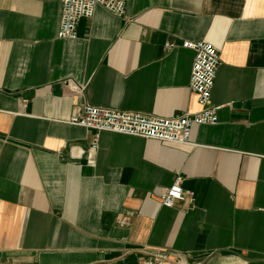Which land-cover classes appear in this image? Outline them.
<instances>
[{"label": "crops", "instance_id": "crops-1", "mask_svg": "<svg viewBox=\"0 0 264 264\" xmlns=\"http://www.w3.org/2000/svg\"><path fill=\"white\" fill-rule=\"evenodd\" d=\"M59 15V0H0V264H264V0L96 5L75 39ZM200 39L221 106L190 144L99 131L92 147L65 122L83 103L197 110L180 44ZM176 173L193 199L163 206Z\"/></svg>", "mask_w": 264, "mask_h": 264}, {"label": "built area", "instance_id": "built-area-1", "mask_svg": "<svg viewBox=\"0 0 264 264\" xmlns=\"http://www.w3.org/2000/svg\"><path fill=\"white\" fill-rule=\"evenodd\" d=\"M126 1L59 0L60 15L56 36L58 38L75 39V24L78 18H89L96 5H100L112 14L119 16L123 13ZM180 46L193 52L188 74V88L195 95L199 106L197 110L174 116H158L133 110H120L83 103L65 122L93 131L92 147L99 131L116 132L175 144H190L189 130L192 125L214 124L217 121L216 110L221 105L210 104L209 95L213 86L215 71L219 64V55L217 49L204 39L183 40ZM166 47L169 49L172 44L167 43ZM71 86L73 90H81V87L76 84ZM181 182V175L176 173L168 186L160 188L158 196L161 205L170 207L174 202L185 198L192 201L193 192L182 189ZM158 257L148 258L142 264H151Z\"/></svg>", "mask_w": 264, "mask_h": 264}]
</instances>
